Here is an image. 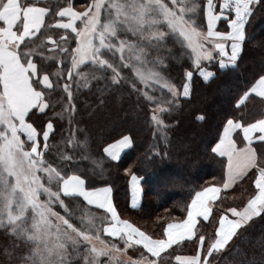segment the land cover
Wrapping results in <instances>:
<instances>
[{
    "label": "snow or ice",
    "instance_id": "snow-or-ice-1",
    "mask_svg": "<svg viewBox=\"0 0 264 264\" xmlns=\"http://www.w3.org/2000/svg\"><path fill=\"white\" fill-rule=\"evenodd\" d=\"M257 6H264V0H219L217 11L214 0H206L204 31L199 0H91L82 11L67 0L55 12L59 18L55 23L46 21L52 11L48 6L0 0V232L4 236L0 264H13L14 260L16 264H165L162 254L180 242L193 241L201 219L209 222L214 218L221 192L253 176L254 194L242 208L226 209L234 218L219 214L215 237L206 249L201 251L206 238L199 235L195 254L177 255L175 260L178 264H215L254 218L264 219V116L249 123L232 117L226 120L211 147V153L226 159L222 183L195 191L186 205V217L180 223H168L163 238H153L121 219L111 184L93 186L94 178L103 177L112 162L118 163L134 147L129 114L123 112L107 123L95 141V133L80 127L74 115L75 96L81 87L88 88L92 81L104 82L101 93L119 87L126 80L121 68L131 67L145 88L159 85L169 96L158 98L132 85L137 108L143 110L141 96L150 108L145 124L155 141L142 163L162 162L169 155L167 130L176 125L175 119L169 124L163 117L178 112L180 97H190L194 73L205 82L215 78L216 72L204 62L211 65L218 60L217 72L239 67L245 44L254 39L247 26ZM218 23L226 24V30H219ZM53 29H62L64 34L54 36ZM184 56L191 65L184 69L181 90L165 75L171 67L166 57L179 63ZM108 72L110 76L105 75ZM251 94L264 101V68L237 100V107ZM57 104L60 109L54 111ZM54 118L67 119V129H60V143L74 150L72 153L50 143V137L56 135ZM135 119L139 115L132 117ZM195 119L203 121L205 116ZM255 142H260L259 149ZM53 148L55 155H51ZM125 174L130 176L131 207L135 209L140 203L142 178L131 167ZM81 200L102 214L92 213L89 207L80 209ZM77 210L83 226L73 222ZM101 226L106 236L122 242L123 247L103 240ZM22 246L25 250L21 252ZM134 246H142L148 255L141 253L139 259H132L128 250Z\"/></svg>",
    "mask_w": 264,
    "mask_h": 264
},
{
    "label": "trees",
    "instance_id": "trees-1",
    "mask_svg": "<svg viewBox=\"0 0 264 264\" xmlns=\"http://www.w3.org/2000/svg\"><path fill=\"white\" fill-rule=\"evenodd\" d=\"M28 2H34L36 6H48L52 9L49 16L46 17L48 23H55L59 19L55 16V12L59 7L67 4V0H28ZM72 3L78 11H82L80 7L85 6L82 0H72ZM200 4L202 6V1ZM218 29L226 30V24L218 23ZM203 30L205 31V25H203ZM247 31L249 35L254 36V39L245 44L238 68L227 72H217L218 60L213 61L211 65L204 64L205 67L216 72L215 78L209 82H205L194 73L190 97H180L178 112H173L171 115L166 114L163 117L169 124L174 119L176 121V125L167 130L169 135L168 158L162 162L158 159L150 166H145L142 163L149 146L155 143L152 130L145 124L146 114L150 112V108L142 96L140 100L143 110L137 108V94L133 91L132 85L135 84L137 89H142V86L130 75L128 68H121V74L126 80H122L119 87L103 93L99 91L104 86L103 81H92L88 88L81 87L78 92H76L75 84L73 86V90L76 92L74 103L77 105V112L74 114L75 120L79 121L80 127H87L95 133L94 141L98 139L100 129L107 123L115 121L123 112L129 114L131 121L129 126L133 127L135 145L122 154L118 163L112 162L110 170L103 177L94 178L93 186L111 184L114 204L121 218L129 220L141 231L154 238H162L163 229L167 223L180 220L185 216L186 205L190 202L195 191L211 183L221 184L225 160L211 153V147L218 140L219 132L222 131L226 120L232 117L240 119L241 123H249L264 116V101L252 94L239 107L236 105L237 100L251 87L261 74V69L264 68V6H257L251 23L247 26ZM63 32V30L53 29L51 34L57 36ZM68 34L72 35L70 32ZM72 43L74 46V40ZM176 49L179 54V47L176 46ZM153 54L155 55V52ZM166 63L171 67L165 75L182 90L183 72L185 68H190V59L184 56L178 63L166 57ZM53 67H55L54 64ZM82 70L86 71L84 68ZM66 75L65 71V77ZM105 75L110 76V72ZM145 90L158 98H169L167 90L161 89L159 85L149 86ZM64 99L66 101V94ZM101 100H103L102 105L100 104ZM59 109L60 105L57 104L53 110L59 111ZM136 115H139V119L132 120V117ZM197 115H204L205 120L197 121L195 119ZM46 122L47 120L44 121V123ZM54 125L56 126V135L50 137V143L72 153L74 150L60 143V129H67V119L59 121L54 118ZM65 135H67L66 132ZM95 146L93 143V148ZM159 147L164 149L165 145L160 143ZM55 154L56 148H53L51 155ZM129 167L142 178V200L137 209L129 206L128 181L130 176L125 174V169ZM69 171L71 170L69 169ZM252 179L254 176L251 179L245 178L230 191H223L220 199L216 202L214 218L209 222L200 221L196 239L168 251L165 255V264H178L173 258L179 252H194L199 235H204L206 238L203 252L207 244L215 237L219 214L225 213L229 207H243L250 195L254 194L255 188L251 182ZM79 203L84 207H89L90 211L94 213L102 214V211L90 208L82 200ZM73 206L75 207V205ZM102 230L101 226L100 235L103 240L116 242L120 247H123L122 242L104 235ZM3 241V233L0 232V242ZM133 249L136 248L128 250L130 256L135 254ZM24 250L22 246L20 251ZM250 262L251 264H264V219L262 218H254L242 237L235 238L233 248L222 252L215 264H250ZM13 264H16L15 260Z\"/></svg>",
    "mask_w": 264,
    "mask_h": 264
},
{
    "label": "crops",
    "instance_id": "crops-1",
    "mask_svg": "<svg viewBox=\"0 0 264 264\" xmlns=\"http://www.w3.org/2000/svg\"><path fill=\"white\" fill-rule=\"evenodd\" d=\"M216 4H217V11L219 10V7H218V5H219V0H217L216 1ZM0 26H2V22H0ZM220 30V29H219ZM252 95H254V94H252ZM255 96V95H254ZM257 97V96H256ZM239 131V130H238ZM236 134H234V136H235ZM257 135H258V133H257ZM239 139H240V141H242L243 140V137H242V133L240 134V136H239ZM241 146H242V144H241ZM254 147H257L258 149L260 148V142H255L254 143ZM224 159V158H223ZM225 160V163H226V159H224ZM129 180H130V178H129ZM244 180V179H243ZM243 180H241V181H238L236 184H234L233 186H232V188H230V189H228V190H226V191H230V190H232L237 184H239L240 182H242ZM222 181H223V179H222ZM129 182V181H128ZM222 183V182H221ZM128 189H129V183H128ZM223 192V191H222ZM221 192V193H222ZM141 200H142V186H141V195H140V203H139V205L135 208V209H137L139 206H140V204H141ZM191 201V200H190ZM190 203V202H189ZM129 206L131 207V193H130V189H129ZM132 208V207H131ZM242 208V207H241ZM239 209V208H238ZM99 210V209H98ZM100 211H102V210H100ZM224 214H226V215H228L229 216V218H234V217H232L231 216V213H227V211L224 213ZM186 217V214H185V216L182 218V219H180V220H175V221H171V222H169V223H180L184 218ZM122 219V218H121ZM201 221H202V219H201ZM107 223V222H106ZM168 224V223H167ZM166 224V225H167ZM166 225H165V227H166ZM217 227H218V225H217ZM103 231V230H102ZM105 235V234H104ZM111 238V237H110ZM154 238V237H153ZM162 238H163V236H162ZM112 239H114V238H112ZM194 239H196V237H194L193 238V240ZM186 242H188V241H183V242H180L178 245H174V246H172V248H170V249H168L167 250V252L168 251H170V250H172L173 248H176V247H178V246H180V245H182V244H184V243H186ZM199 246V239H198V243H197V246H196V248ZM133 248H136V249H138V250H134V252H135V254H133L132 256H130L129 254V256L132 258V259H139V257H140V254L141 253H143L144 255H148L147 253H146V251L142 248V246H134ZM196 248H195V250H196ZM195 250H194V252H192V253H182V252H179V253H177L175 256H177V255H194L195 254ZM201 251H202V249H201ZM167 252L165 253V254H162V255H166L167 254ZM175 256H174V258H173V260L175 261V262H177L176 260H175ZM178 263V262H177Z\"/></svg>",
    "mask_w": 264,
    "mask_h": 264
},
{
    "label": "rangeland",
    "instance_id": "rangeland-1",
    "mask_svg": "<svg viewBox=\"0 0 264 264\" xmlns=\"http://www.w3.org/2000/svg\"><path fill=\"white\" fill-rule=\"evenodd\" d=\"M202 1V6H201V8L203 7V4L204 3H206V0H199V2H201ZM216 1L217 0H214V2L216 3ZM82 2H84V5L86 6V4L87 3H90L91 2V0H82ZM166 2H168V0H166ZM80 9L81 10H83V7H80ZM79 21H78V24L77 25H79ZM200 23L202 24V28H203V25H205V31H206V22H204L203 21V11H202V14L200 15ZM59 30H62V29H59ZM64 31V30H63ZM70 32V31H69ZM71 33V32H70ZM64 34V32L61 34V35H63ZM69 35V34H68ZM123 35V34H122ZM128 38L129 39H132V37H131V35L130 34H128ZM75 46V45H74ZM208 47H211V45H207ZM154 55V54H153ZM187 58L188 59H190L188 56H187ZM117 61H119V54H117V56H116V58H115ZM132 63H135V61H132ZM204 64H208L207 62H204ZM137 66H139V65H137ZM150 67V66H149ZM128 70L130 71V75L131 76H133L135 79H136V81L137 82H139L140 84H141V86H142V89H146L145 88V85L144 84H142L140 81H139V79L135 76V73L133 72V70H132V68L131 67H129L128 68ZM142 70H144V69H142ZM122 77H124V75H122ZM134 79V80H135ZM149 88V87H148ZM245 102V101H244ZM177 170V169H176ZM177 172H179L178 170H177ZM180 173V172H179ZM75 205V204H74ZM75 207H76V205H75ZM79 208L80 209H83V208H85L84 206H82L80 203H79ZM57 210H59L58 208H57ZM92 212V211H91ZM92 213H94V212H92ZM63 214V213H62ZM94 214H96V215H100V214H97V213H94ZM80 215H81V212L79 211V210H77V213L75 214V218L73 219V222L77 225V226H83V225H81V223H80V220H79V217H80ZM102 260H105V259H107V258H101Z\"/></svg>",
    "mask_w": 264,
    "mask_h": 264
}]
</instances>
